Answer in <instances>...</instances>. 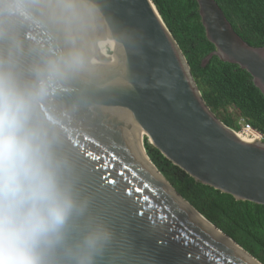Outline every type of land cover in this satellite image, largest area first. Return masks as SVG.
Returning a JSON list of instances; mask_svg holds the SVG:
<instances>
[{"label":"water","instance_id":"1","mask_svg":"<svg viewBox=\"0 0 264 264\" xmlns=\"http://www.w3.org/2000/svg\"><path fill=\"white\" fill-rule=\"evenodd\" d=\"M194 1L215 47L202 66L213 57L237 65L264 95V46L245 42L215 0ZM96 3L106 24L91 51L97 80L111 85L124 59L125 85H52L37 103L36 117L75 160L81 190L115 228L121 264H256L244 253L261 264L175 190L149 158L143 139L196 182L262 206L264 143L244 141L210 110L152 0ZM125 28L136 44L124 58ZM60 46L47 27L27 26L12 52L17 70L26 77L40 54ZM9 48L0 41V56Z\"/></svg>","mask_w":264,"mask_h":264},{"label":"clouds","instance_id":"2","mask_svg":"<svg viewBox=\"0 0 264 264\" xmlns=\"http://www.w3.org/2000/svg\"><path fill=\"white\" fill-rule=\"evenodd\" d=\"M47 27L61 46L42 53L22 77L12 54L29 25ZM101 26L96 0H0V264H121L118 235L79 186L75 160L36 117V105L52 85L81 81L118 89L119 77L98 82L91 51ZM136 37L124 29L121 53Z\"/></svg>","mask_w":264,"mask_h":264},{"label":"trees","instance_id":"3","mask_svg":"<svg viewBox=\"0 0 264 264\" xmlns=\"http://www.w3.org/2000/svg\"><path fill=\"white\" fill-rule=\"evenodd\" d=\"M185 55L210 110L240 131L243 119L264 135V95L252 77L218 57L202 66L215 47L208 41L194 0H152ZM235 32L250 46H264V0H215ZM146 152L175 190L210 223L264 264V206L237 201L196 182L144 139Z\"/></svg>","mask_w":264,"mask_h":264},{"label":"built area","instance_id":"4","mask_svg":"<svg viewBox=\"0 0 264 264\" xmlns=\"http://www.w3.org/2000/svg\"><path fill=\"white\" fill-rule=\"evenodd\" d=\"M239 125L241 127L240 135H245V139L249 141H264V135L255 131L252 126L247 124L243 119L239 120Z\"/></svg>","mask_w":264,"mask_h":264},{"label":"bare ground","instance_id":"5","mask_svg":"<svg viewBox=\"0 0 264 264\" xmlns=\"http://www.w3.org/2000/svg\"><path fill=\"white\" fill-rule=\"evenodd\" d=\"M245 121V120H244ZM246 122V121H245ZM247 123V122H246ZM247 124H249V123H247ZM250 126H252L251 124H249ZM253 128V127H252ZM254 129V128H253ZM255 131H257V132H259L258 130H256V129H254ZM240 131H241V129H240ZM240 131H237V133H238V135L240 136V138L241 139H243L244 141H246V142H249V140H247V139H245L244 137H246L245 135H243L242 134V136H244V137H242L241 135H240ZM259 133H261V132H259ZM262 134V133H261ZM256 142H262V143H264V141H256ZM210 224V223H209ZM211 225V224H210ZM212 227H213V225H211ZM222 236H224L221 232H219ZM225 237V236H224ZM226 238V237H225ZM227 239V238H226ZM228 240V239H227ZM229 241V240H228ZM232 245H234L235 246V244L232 242V241H229ZM239 250V249H238ZM244 255L248 258V259H250L251 261H253L254 263H256V264H259L258 262H256L252 257H250V256H248L247 254H245L244 253Z\"/></svg>","mask_w":264,"mask_h":264},{"label":"rangeland","instance_id":"6","mask_svg":"<svg viewBox=\"0 0 264 264\" xmlns=\"http://www.w3.org/2000/svg\"><path fill=\"white\" fill-rule=\"evenodd\" d=\"M143 141H144V139H143Z\"/></svg>","mask_w":264,"mask_h":264}]
</instances>
